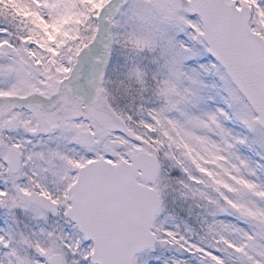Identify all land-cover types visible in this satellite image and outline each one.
<instances>
[{
  "label": "snow or ice",
  "instance_id": "snow-or-ice-1",
  "mask_svg": "<svg viewBox=\"0 0 264 264\" xmlns=\"http://www.w3.org/2000/svg\"><path fill=\"white\" fill-rule=\"evenodd\" d=\"M0 264H264V0H0Z\"/></svg>",
  "mask_w": 264,
  "mask_h": 264
}]
</instances>
